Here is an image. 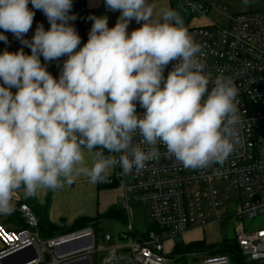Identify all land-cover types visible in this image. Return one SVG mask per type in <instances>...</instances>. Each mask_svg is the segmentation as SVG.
<instances>
[{
    "label": "clouds",
    "instance_id": "obj_1",
    "mask_svg": "<svg viewBox=\"0 0 264 264\" xmlns=\"http://www.w3.org/2000/svg\"><path fill=\"white\" fill-rule=\"evenodd\" d=\"M29 3L49 25L38 23L30 41L23 38L35 15ZM104 5L119 10L116 23L109 28L106 16H89L81 45L70 23L73 0H0V30L30 49L0 51V216L14 211L21 192L33 197L81 174L100 182L116 165L124 175L139 172L159 158L157 144L183 167L199 169L223 163L241 142L238 90L231 78L205 71L201 45L179 13L166 8L154 19L148 0ZM130 21L140 26L128 32ZM60 57L54 78L46 65Z\"/></svg>",
    "mask_w": 264,
    "mask_h": 264
},
{
    "label": "built area",
    "instance_id": "obj_2",
    "mask_svg": "<svg viewBox=\"0 0 264 264\" xmlns=\"http://www.w3.org/2000/svg\"><path fill=\"white\" fill-rule=\"evenodd\" d=\"M169 1L201 23L186 29L201 45L200 59L205 71L213 78H231L236 86L241 142L223 163H212L206 168L183 167L167 156L160 144L156 145L159 158L147 162L139 172L124 175L119 165L112 167L115 174L98 183L116 187L120 192L118 203L125 226L122 238L127 243L106 248L101 264H188L185 259L191 264H229L230 254L242 264H264V227L246 231L242 223L244 218L252 220L264 214V7L256 9L251 6L254 0H250L245 11L238 9L229 15L225 4L232 6L242 0ZM210 12L224 19L226 25L209 20ZM100 14L107 17L109 28L120 15L119 10L108 11L105 5ZM91 23L86 24L87 33ZM170 68L171 64L165 69V76ZM143 111L137 104L136 112ZM133 140L138 142L139 135ZM141 147L147 151L146 145ZM13 201V212L20 216L25 228L8 231L0 227V255L33 247L37 257L28 264H92L90 257L96 245L92 228L69 230L41 241L38 220L23 193ZM130 203L148 210L151 223L146 233L133 230ZM230 218L238 221L231 241L218 243L216 250L204 241L202 249L177 250L191 243L182 237L194 228L203 229ZM101 238L106 243L111 241L109 234H102Z\"/></svg>",
    "mask_w": 264,
    "mask_h": 264
},
{
    "label": "crops",
    "instance_id": "obj_3",
    "mask_svg": "<svg viewBox=\"0 0 264 264\" xmlns=\"http://www.w3.org/2000/svg\"><path fill=\"white\" fill-rule=\"evenodd\" d=\"M148 3L153 7L154 19L159 18L163 9L171 8L173 10L172 3L169 0H148ZM103 5L104 0H73L71 13H74L77 19L70 23L81 38V45L85 43L88 34L84 24H89L91 22V20L88 19L89 16H101L100 10ZM28 8L32 9L30 3L28 4ZM32 10L35 12L32 25L29 31L23 35V38L28 39L29 41L34 34V30L38 23L43 25L45 30L49 27L42 12L35 9ZM79 11L83 12L82 14H86L82 20H79L78 18ZM200 24L201 23L199 22L197 25ZM139 26L140 24L135 21H130L127 31L130 32L135 30ZM0 32H3V30H0ZM3 34L7 38V44L0 41V51L14 53L18 49H23L25 54H30V49L21 45L10 32H3ZM82 39L85 40L83 43ZM40 59L43 64V58L41 57ZM64 59H66V57H60L55 61H49L47 63L46 70L54 78L58 76ZM12 91L15 92V89H12ZM84 159L86 166L91 167L93 156L87 150H84ZM111 169L108 170L106 177L110 176ZM115 191H118L120 194L116 187L104 186V188H100L98 182L93 183L86 175L81 174L77 176L71 184H65L57 189L38 190L33 197L26 198L24 195L23 196L35 218L38 220L46 219L51 224L65 229L64 225H70L79 218H94L97 215L103 214L108 208L114 206L115 201L109 198L108 193ZM13 205L15 208V201H13ZM18 219L21 220L20 216L15 212L6 216H0V222L5 226V230L8 231H15L19 228ZM1 248L2 243L0 242V250Z\"/></svg>",
    "mask_w": 264,
    "mask_h": 264
},
{
    "label": "rangeland",
    "instance_id": "obj_4",
    "mask_svg": "<svg viewBox=\"0 0 264 264\" xmlns=\"http://www.w3.org/2000/svg\"><path fill=\"white\" fill-rule=\"evenodd\" d=\"M239 4H242V6L239 7ZM251 6L256 9H261L262 7H264V0H254L251 3ZM172 7L174 11L179 13L180 17L183 20V25L185 28L199 24V20L195 21L194 19L188 17V13L183 7L173 3ZM225 7L228 14L233 15L238 9H240V11H245L249 7V5L247 6L242 2H237L232 6L230 5V3H226ZM207 18L220 26L226 25L225 20L216 16L213 12H210ZM113 174H115V170L112 168L110 175ZM108 195L109 198L115 201L114 206H117V208H119L118 198L120 194L118 193V191L110 192L108 193ZM129 205L132 210L131 226L133 230L138 234L146 233L149 227V223H151L148 210L145 209V207L137 206L132 203H130ZM237 223L238 221L234 218L225 219L217 225H206L203 229L194 228L191 232L187 233L182 238L185 242L204 241L206 244L212 245L214 250H216L218 248L216 246L218 243L223 241L228 242L234 238L233 232ZM242 223L246 231L264 227V214L259 215L252 220L244 218ZM72 224L64 225L65 229L70 230L72 228ZM0 227L5 230V226L2 224V222H0ZM93 231L96 234V245L94 249L95 252L91 254L90 257L92 264H101L102 259L106 255V248L119 247L122 245H126L127 243V240L122 238L125 231L124 222L118 219L101 218L97 222V226ZM102 234H109V236L111 237V241L108 243L104 242L101 238ZM166 249H170L169 244L166 245ZM119 252L124 255L123 251L120 250ZM228 259L229 264H234V257L232 254L228 255ZM185 263L191 264V260L185 259Z\"/></svg>",
    "mask_w": 264,
    "mask_h": 264
},
{
    "label": "trees",
    "instance_id": "obj_5",
    "mask_svg": "<svg viewBox=\"0 0 264 264\" xmlns=\"http://www.w3.org/2000/svg\"><path fill=\"white\" fill-rule=\"evenodd\" d=\"M83 12L79 11L78 13V18L79 20H82L86 14H82ZM87 40V39H86ZM85 41L82 39V43ZM86 42V41H85ZM100 188H104L103 185L99 184ZM106 188H112V187H106ZM101 218H108V219H118L120 221L124 220V214L121 211L120 207L117 208V206H112L108 208L103 214L97 215L94 218H79L74 223L72 224V228L70 230H81L87 227L92 228L93 230L97 226V222ZM37 219V218H36ZM19 220V219H18ZM38 220V219H37ZM25 225L22 220H19V228L24 229ZM69 230L63 229L61 227H58L56 225L51 224L49 221L46 219L38 220V226H37V233L41 241L49 240L52 239L60 234L66 233ZM205 243L203 241H195L189 243L187 246H180L177 247L178 251H191V250H197V249H202L204 247ZM234 264H242L241 261L238 259L234 258Z\"/></svg>",
    "mask_w": 264,
    "mask_h": 264
},
{
    "label": "water",
    "instance_id": "obj_6",
    "mask_svg": "<svg viewBox=\"0 0 264 264\" xmlns=\"http://www.w3.org/2000/svg\"><path fill=\"white\" fill-rule=\"evenodd\" d=\"M86 27V24H84ZM37 257L36 249L33 247H21L16 250L0 255V264H28Z\"/></svg>",
    "mask_w": 264,
    "mask_h": 264
}]
</instances>
